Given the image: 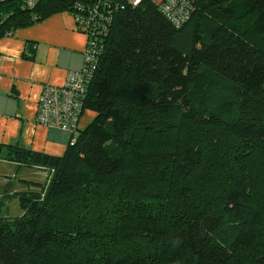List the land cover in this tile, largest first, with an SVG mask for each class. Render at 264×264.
<instances>
[{"label":"trees","instance_id":"16d2710c","mask_svg":"<svg viewBox=\"0 0 264 264\" xmlns=\"http://www.w3.org/2000/svg\"><path fill=\"white\" fill-rule=\"evenodd\" d=\"M76 1H1L0 38ZM191 6L181 24L150 0L114 12L63 155L0 144L48 176L14 192L20 216L0 195V264H264V0Z\"/></svg>","mask_w":264,"mask_h":264},{"label":"crops","instance_id":"0c3cea01","mask_svg":"<svg viewBox=\"0 0 264 264\" xmlns=\"http://www.w3.org/2000/svg\"><path fill=\"white\" fill-rule=\"evenodd\" d=\"M85 45L86 36L75 29L68 9L53 13L32 25L17 27L0 38L2 146H20L56 156L64 154L73 137L71 132L36 123L37 101L44 84L61 85L68 70L81 67ZM86 111L84 121L79 120L78 130L90 123L92 112ZM0 162L7 163V167H18L7 160L0 159ZM22 167L19 166L17 171ZM26 168L30 171L25 173L27 178H34L35 171L47 173L43 168ZM4 190L11 193L6 188Z\"/></svg>","mask_w":264,"mask_h":264},{"label":"built area","instance_id":"2783aa9c","mask_svg":"<svg viewBox=\"0 0 264 264\" xmlns=\"http://www.w3.org/2000/svg\"><path fill=\"white\" fill-rule=\"evenodd\" d=\"M5 1V0H0ZM39 0H25L28 8ZM144 0H77L71 15L75 29L86 36L83 62L79 69L68 70L61 85L44 84L38 101L35 122L46 127L76 130L83 99L92 78L98 56L114 12L125 5L137 6ZM168 19L181 24L189 19L194 0H150ZM187 9V10H186Z\"/></svg>","mask_w":264,"mask_h":264},{"label":"rangeland","instance_id":"374dc122","mask_svg":"<svg viewBox=\"0 0 264 264\" xmlns=\"http://www.w3.org/2000/svg\"><path fill=\"white\" fill-rule=\"evenodd\" d=\"M86 110L87 109L83 111V116L81 117L82 121H84V114H86L87 112ZM94 116H95V113L92 112V118H90L88 123L92 121ZM192 132L194 131H192L188 125L184 124L180 131L172 132L168 137H162L163 139H160V141L164 140L168 142H173L176 137L177 138L184 137ZM142 136L143 135L141 134V137L137 142L138 144L143 142L141 140ZM152 137L153 139L157 140L156 138L157 136H152ZM210 139L212 140L217 156L219 158V164L222 162H225L226 158L224 156V150L219 146L217 138L210 137ZM6 164L7 163L0 162V195L4 193L5 188L11 191V195L8 193L9 194V196H7L8 200H7V203L5 204V209L3 211H4V216L13 218V217L20 216L22 214L21 206L18 202V199L15 197L14 192H22V191H27V190L39 191L41 186H45L48 184V182H46L48 181L47 180L48 176H47V173L44 171H35L34 178L33 177L27 178V175L25 173L30 172L29 169H27L26 167L24 168L23 166L20 170L17 171L18 167H15V168L13 166L7 167ZM143 167L144 166L139 161L132 162L129 164V168H131L132 170L145 171ZM123 171L127 172L128 171L127 167L123 168ZM31 179L32 181L36 182V184L35 183L29 184L25 182V181H30ZM106 188L108 187H105V189ZM106 197L111 198L112 203H115L118 205V208H117L118 211H122L125 209V207L130 206V204H126V203L124 204L123 202L120 205L117 199L119 198V196H117L116 189H114L112 193L106 194Z\"/></svg>","mask_w":264,"mask_h":264}]
</instances>
